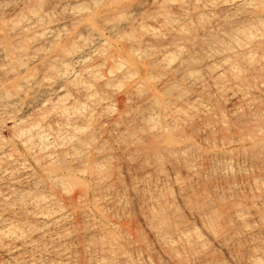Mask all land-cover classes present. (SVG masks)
I'll use <instances>...</instances> for the list:
<instances>
[{"label":"bare ground","instance_id":"bare-ground-1","mask_svg":"<svg viewBox=\"0 0 264 264\" xmlns=\"http://www.w3.org/2000/svg\"><path fill=\"white\" fill-rule=\"evenodd\" d=\"M260 44H264V0H0V264H42L40 257L46 259V264H72L68 217H54L66 207L60 205L59 197L79 187V200L88 201L84 198L90 188L80 176L88 174L95 187L109 180L108 164L114 150L126 152L131 159H143L147 167L150 165L144 171L158 172V181L166 176L161 168L166 162L182 163L188 174H193L188 162L198 155L202 157L203 152L184 138L185 129L180 124L192 128L204 112L193 106L196 97L181 83L192 90L204 84L230 83L225 92L219 88L220 98L229 96L235 107L252 111L244 110L245 115L234 108L233 119L241 125L264 114V104L252 89L264 90V51H257ZM118 94L129 105L123 112L117 111L118 107L113 110ZM95 118L103 121L98 127L94 125L96 129L90 123ZM259 123H247L249 127L243 128L247 145H243L240 135L234 141L239 143L235 155L249 156V162L262 165L264 141L259 139L264 135V126ZM9 124L20 147L1 139L2 130ZM179 126L182 130L176 133ZM226 128L222 123L218 131L226 135ZM61 131L69 136L66 147L60 142L67 137H61ZM150 132L158 133L160 140L150 138ZM227 137L221 141L225 146L233 139ZM48 138L54 141L51 145ZM204 138L211 140L212 131L207 129ZM146 139L152 141L149 151L142 144ZM148 144L151 146L150 141ZM35 151L36 158L32 155ZM231 153L213 151L208 157L223 161ZM143 181L142 188L158 183L146 178ZM185 181L174 182L178 191L190 193L191 183ZM256 184L253 187H259ZM109 187L98 191L105 193V200L102 197L97 207L105 209L116 199H111L114 194H110ZM228 189L226 193L232 191ZM263 194L251 205L264 209ZM197 199H191L187 209L198 221L205 219V224H200L203 234L186 223L180 225L184 229L172 230L159 200L149 197L147 214L141 211L158 250L173 264L182 263L184 256L177 255L184 246L192 256L201 255V261L213 264L214 259L207 256L208 243L202 237L219 246L236 242L241 233L232 223L240 224L244 232L256 227L264 233L263 215H252L245 208H237V204L228 209L231 212L226 208L223 213V206ZM171 209L173 213L175 208ZM98 210V214L103 213ZM86 218L88 243L84 251L90 258L96 257L92 264H133L119 247V234L108 231L92 215L86 213ZM249 219L254 225L251 228ZM257 248L248 254L247 264H264V248Z\"/></svg>","mask_w":264,"mask_h":264},{"label":"rangeland","instance_id":"rangeland-1","mask_svg":"<svg viewBox=\"0 0 264 264\" xmlns=\"http://www.w3.org/2000/svg\"><path fill=\"white\" fill-rule=\"evenodd\" d=\"M263 45L264 44H262V45L260 44V46H262L261 48L259 47V45H257V51H259V50L264 51ZM252 80H251V83H253L255 81V80L254 81H252ZM181 84H182L181 87H184L185 89H187V87H188V90L190 89L189 93H193V95L196 97L194 99L195 102L193 103L194 104L193 106H195V107H197V109H200L201 111H203L204 115H205V117H204V115L202 116V118L200 117V120H198L199 118L197 119L198 121L195 120V122H193V123H196V124L195 125L193 124L192 128L190 126H187L188 127L187 128L184 123L180 124V126L181 125L183 126V127L181 126V128L185 129L184 131L180 128V126L178 128L177 127L175 128V129L179 130V131L175 130L176 133H178V132L180 133V131L182 130V132L186 136L184 138H186L188 140L189 139L192 140L191 141L192 143H194L198 148L199 147L201 148V149H199V152L200 151L203 152V153H201L202 155L200 154V156H202V157H198L199 156L198 155L193 159L194 161H191L192 164L190 161L188 162V164L190 163L189 165L191 166V167L190 166L189 167L193 168L191 170L194 173L192 174L190 172V174H188L187 168L182 163L175 162V161L171 162V163L166 162V163L162 164V167H161L162 171L164 173V176L165 175L166 176H165V178H160V180L158 181V180H156L158 172H156V171L154 172V171H150V170H148L149 172L146 171L150 165H148V167H147L146 166L147 163L142 161L143 159L137 158L138 156L132 157V159H131L130 157L127 156L126 152H124V154H121L120 150L119 151L114 150L115 152H113V153H115V154H113V155H115V157H113V155H112L113 158L112 157L110 158L111 159L110 161H112L111 162L112 164L110 162L108 164L109 174H108L107 179H109V177H110L109 180L106 179L107 181L106 182L104 181L105 183L103 182L101 185L99 184L100 185L99 187H98V185L95 187L93 185L92 179L88 176V174L85 176H80L82 178L84 177L83 178V179H85L84 183H86L87 187L90 188L89 192L87 194L88 196H85L87 199L84 198L85 201L86 200H88V201L84 202L83 199L79 200L78 197L81 194V190L79 189V187H78V190L76 189V187L71 189L68 193L70 195L66 194L62 197L60 195V197H59L60 205L64 204L66 207L63 208V210L60 214L57 213L58 215L56 214L57 216L55 215L54 217L57 218L61 214L62 215L66 214V216L68 217L66 229L69 231V233H72L71 234V237H72L71 242L72 243H71V245H69L71 247V248L69 247L70 250L73 248L71 250V251H73V253H72L73 256H71L72 257V264H92V261L96 260V257L94 255H92V256H94L95 258H90L89 254H87L86 251H84V247H85L86 243H88V241H87L88 237H87V231H86L87 230V228H86V226H87L86 225L87 224L86 213L88 215H92V217L98 219V222L100 223V225H105L106 229L108 231H111V232L114 231L116 235L119 234L118 236L121 239L119 247L123 253L127 254L126 257L128 259L130 257L129 260L131 263H133V264H170V263L173 264V262L168 261V259L166 258L167 255L165 253H163V251L158 250L159 248L157 247L156 242L150 236L146 225L142 221L141 215L144 214V216H145V214H147L144 212L147 208V207L145 208V204L147 203V200L149 199V197H150V199L155 200V201L159 200V202H161L160 204L163 203L162 207L163 208L165 207V209H166V206H168V209H166L168 211H166L165 209H164V211L166 212V214H168L167 215L168 219H169L168 222L171 224V226L173 225L172 230L175 229V230L180 231V230H182V228L184 229V227H185V226L182 227L180 225L182 223H184L182 225H185V223H186L187 225L191 224V226L194 227L195 230L199 234H203V233H200V231L202 230V228H201L202 222L204 223L205 219L201 218L198 221V219L196 217L190 215V213L187 209L188 204L191 203L193 198H198L197 200H199L200 202L203 201V203H205L207 201L208 202V203L206 202L207 204L213 203V204H215V206L216 205L217 206L218 205L223 206L224 207L223 213H224V209L226 210V208H227V212L229 213V211L231 212V210H228V209H233V208H236V206H237V208H239V207L242 209L245 208L246 209L245 211L250 212L252 215L256 212V213H259L260 215L264 216V214H263L264 209L260 205L259 206L258 205H256V206L251 205L252 204L251 202H253V201L255 202V199L257 200V198H258V200H260L259 195L262 194V192H264V191H262V192L260 191L261 192L260 193L257 190V189H259V190L264 189V185H262L264 183V177H263L264 176V171H263L264 170V165H263L264 163L262 165H257V164H254L252 162H249V161H251L249 156H245V158H246L245 159L243 155L241 156L240 154H237V155H240L241 158H240V156L238 157L237 155H235L236 154L235 152L238 151V150L236 151V149L238 148L237 145L239 143H236L237 141L236 142L234 141L235 137H237V136L239 137V135L243 136V139L245 141H247V138H246L247 135H243V134H245L243 131L244 130L243 128L247 129V127H249V125H258L259 119H260V123H259L260 126L261 125L264 126V123L263 124L261 123L262 121L264 122V120H263L264 114H261L260 117L258 115L253 116V118H255L256 116H257L256 117L257 119L259 118L258 120L255 118L256 121L253 118H251V119L249 118V121L247 122V123H250L249 125L246 122H245L246 124L244 123L241 125L240 123H238L237 121H235L233 119V112L235 111L234 108H239L240 106L235 107L232 103L233 102L232 99L229 96L225 95L224 97L220 98V96L222 94L218 93L219 88H221L220 89L221 93H222V91L225 92L226 88H228L230 86V83H228V82L227 83L224 82L223 84L218 83L217 86L212 85V84H209V85L204 84V87H202L201 89H196V90H194V89L192 90L191 88H189V85L187 86L186 83H181ZM251 85L253 86V84H251ZM224 87H225V90H224ZM255 87H257V86H255ZM257 88H252V89H253V91L255 90L256 95L258 96L259 100L262 101V103L264 104V90L260 89L258 91ZM120 96L121 95L118 94L114 97L115 98L114 104H116V105L113 106V110H114V108L116 109L118 107L116 110L117 111L120 110L123 112L125 109L127 110V107H129V105H128V103H126V101L124 102L125 98L123 96H121V97ZM196 101H198V102H196ZM121 104L122 105L126 104V105L122 106ZM136 106H138V105L135 104L134 107H136ZM134 107H132V108H134ZM244 110H246L247 112H252L249 109H245V108L244 109L239 108L238 112L246 115L247 112L245 111V113H244ZM251 110H252V108H251ZM94 120H96V121H94ZM92 121H90L92 128H94V125H96L98 127V125L100 123H103V121L100 120V122H99L96 118L92 119ZM221 122L223 123L224 128L228 127V128H226L227 130L224 131L225 133H226V131H228L226 133V135L228 136L227 138L230 139L231 136L233 138V139L231 138L232 141H230L231 145L226 142L227 146H225L224 145L225 142H221L224 139H226L225 138L226 135L225 134L222 135L221 132L218 131V126L220 124H222ZM105 125L106 124H104V126ZM11 126L12 125L9 124V125H7V128L5 127L2 130L1 139L3 138L2 139L3 143L8 142V144L9 143L10 144L11 143L19 144L18 139L14 138V136H12V134H11L12 133V131H10ZM97 127H95L94 129H96ZM207 129L212 131V134H213L212 139H213V141L214 140H216V141L213 142L212 139L210 140V139L204 138V133ZM182 132H181V134H179L181 137H183ZM95 134H96L95 140L98 142L97 131ZM148 134H149V136L152 135L150 138L155 136L156 140H160V138H159L160 136L158 133H157L158 135L156 133L154 135V132H150ZM263 134H264V132H262V135ZM220 135L225 136V137L224 138L222 137L223 139L220 140V137H221ZM60 136L65 138L67 135H66V133L64 134V131H61ZM255 137H258V139H259L260 136L257 135ZM263 137H264V135L262 137H260L259 140L264 141ZM66 138H65V140L60 139L62 146L65 144V142H67V140H69V136H67ZM202 138H204V140ZM205 139L210 140V142L206 141ZM241 139H242V137H241ZM243 139L241 140L244 142L243 145H247L248 141L245 142ZM14 140H16V141H14ZM47 140H49L47 142H50L49 143L50 145L54 142L52 139H49V138ZM217 140H218V142H217ZM226 140H224V141H226ZM144 141H147V139L143 140V142ZM149 141L151 143V146H150V144H148ZM143 142H142V144L144 146H148V147H145L146 151H149L150 150L149 147H152V141L148 140L147 141L148 143L146 142L148 145L144 144ZM219 142H220V144H219ZM18 146L20 147V144ZM64 146L66 147V144ZM144 146H143V148H144ZM67 147H68V143H67ZM213 147H216V148H213ZM145 148H144V150H142L143 152L145 151ZM202 149H205V150H202ZM219 149L221 150V152L224 151V153L226 151V154L233 152L231 154L234 156L231 157L230 156L231 154H230L228 159H226L228 162L226 160L221 161L222 159H220V160L216 159L217 161H215V159H213L212 157L211 158H210V156L208 157V153L213 152V151H220ZM227 150H229L230 152L228 151L229 153H227ZM33 154H35L37 156L38 153L35 151V153H32V155ZM204 154H206L207 156ZM13 156L16 158L17 154L16 155L13 154ZM36 156L33 155V157H35V158H36ZM122 156H124V157H122ZM125 157L130 158L129 159L130 161L128 159H126ZM30 158H31V154H30ZM196 158H198V159H196ZM248 158H249V161H248ZM220 161H221V164H220ZM229 162L232 164H230ZM29 164H31V163H29ZM144 167L146 169L145 171L143 169ZM30 169L33 170V168L31 166H30ZM230 173H231V175H230ZM224 174H227V175L224 176ZM191 175H193V176H191ZM233 176L236 180L234 178H232ZM240 176L241 177L246 176L247 178L246 177H244V178L247 179L248 181L251 178H253L254 181H252V183H251V180H250V182H247L244 178L242 180V178ZM144 177L146 179H150L151 181L158 182L156 184V187L147 185L148 186V187L146 186L147 188H142L143 185H145V183L143 181V180H145ZM147 177H149V178H147ZM142 178H144V179H142ZM174 178L177 179V181H179V182H182V181L184 182L185 180H186L185 182H187V181L190 182L191 183L190 193H189V190L184 191V192L178 191L177 187H176V183L174 182L175 181ZM83 179H81V180H83ZM232 181H234V182H232ZM254 182L257 183L256 184L257 186L259 183L260 188H261V186H263V187L260 189L259 187L254 186L255 188H257V189H255L253 187ZM89 184H90V186H88ZM108 186H111V188H112L111 189L109 187L111 189V191L108 188V190L110 191V194L111 195L114 194L112 196L110 195L111 199L114 200L113 196H114V198L116 197V199L113 202L111 201L113 203V205L115 206V208L113 205H111L112 203L110 204L111 207H109L110 206L109 205L108 207H105V209H104V207H100V206L97 207L98 202H99V204L102 202V201L101 202L99 201V200H102V197L105 200V197L103 196L105 193L103 194L102 192H98V191H104L105 189H107ZM157 186H158V188H157ZM226 186L228 188L229 187L231 188L232 191L231 192L228 191L230 194L226 193V191L228 189ZM192 187H193V189H192ZM230 188L228 190H230ZM145 191H148V192H145ZM75 192H77V193H75ZM191 192H192V194H191ZM90 193L92 195H90ZM100 193L102 195H100ZM224 193H226V194H224ZM187 194H189V196L186 199ZM118 195H119V198L122 199V201L117 199ZM120 195H121V197H120ZM80 199H81V196H80ZM111 199L106 197V200L110 201ZM116 200L117 201L119 200L118 204H117ZM67 203H69V204H67ZM235 204H237V205L235 206ZM68 205H70V206H68ZM233 205H234V207H233ZM171 207L175 208V211H173V213H171L172 212ZM231 207H233V208H231ZM97 208H103V209H99L100 213L101 212H103V213L98 214L96 211V210H98ZM116 209H118V210H116ZM141 211H142V214H141ZM148 211H149V209L147 210V212ZM116 212H117V214H116ZM175 212H177V213L175 214ZM247 222H250V223H248V224H250V228L254 226V225L251 226L252 223H251L250 219ZM231 225L238 232L240 231L239 233H241V234H239L237 237V240L239 239L238 241L236 240V242L235 241L230 242L226 246H223V245L219 246V245H216L215 243H211L208 241V239L206 238L205 235L204 236L201 235V236H203L202 238L204 240H206V243H208L207 245L210 247L209 248L207 246V248L209 249L208 250L209 253L207 256L208 257L211 256L210 258L214 259L215 264H247L249 261L248 258L250 257L248 254H251V251L253 248H257V247H258L257 249L264 248V243H262L264 241V233L262 230H260L256 227H253V228H251V231L244 232L245 229L242 230L243 228L241 227L240 224H236V223L233 224L232 223ZM222 226H218V227L220 228ZM173 227H175V228H173ZM176 227H178V229H176ZM241 230L244 233L241 232ZM118 231H119V233H118ZM127 233H128V235H125ZM120 235H121V237H120ZM123 237H124V240H122ZM126 237H127V239H125ZM137 249H142L141 250L142 252L140 250H137ZM144 249L146 252L144 251ZM184 249H186V251L182 252V250L184 251ZM178 250L180 251V253H178L177 256H179L180 258L184 256L180 260V262H182V263H178V264H185V263L186 264H200V263L201 264L202 263L208 264V263L201 261V260H203L200 257L201 255H195L194 254L192 256L193 253L187 252L188 248L186 246H184V248L180 247ZM178 250H177V252H178ZM143 251H144V254H143ZM186 252L189 254H187ZM163 254H165L166 256L164 255L165 256L164 257ZM194 256H197V258L200 262H198V260ZM199 257L201 259H199ZM185 258L187 261L185 260ZM44 259L45 258L40 257V263L43 262L42 264H46L47 261H46V259L45 260ZM194 259H196V260H194ZM210 260H211L210 263H212L213 260L212 259H210Z\"/></svg>","mask_w":264,"mask_h":264}]
</instances>
